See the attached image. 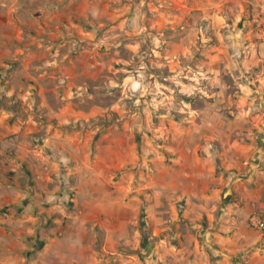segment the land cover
Returning <instances> with one entry per match:
<instances>
[{
	"label": "rangeland",
	"instance_id": "rangeland-1",
	"mask_svg": "<svg viewBox=\"0 0 264 264\" xmlns=\"http://www.w3.org/2000/svg\"><path fill=\"white\" fill-rule=\"evenodd\" d=\"M263 156L264 0H0V173L51 172L70 264H171Z\"/></svg>",
	"mask_w": 264,
	"mask_h": 264
},
{
	"label": "crops",
	"instance_id": "crops-1",
	"mask_svg": "<svg viewBox=\"0 0 264 264\" xmlns=\"http://www.w3.org/2000/svg\"><path fill=\"white\" fill-rule=\"evenodd\" d=\"M38 174L36 185L27 189L21 175L8 178L0 173V264H70L74 260L73 242L79 237L73 231L81 234L85 220L67 211L50 171ZM253 182V192L241 197L243 205H228L214 223V213L208 214V238H187L183 248L166 252L163 258L171 264H264V232L248 225L251 216L264 222V168L253 171ZM200 209L201 215L208 212L203 205ZM5 212L8 218L3 217ZM76 253L82 258V250L77 248Z\"/></svg>",
	"mask_w": 264,
	"mask_h": 264
},
{
	"label": "built area",
	"instance_id": "built-area-1",
	"mask_svg": "<svg viewBox=\"0 0 264 264\" xmlns=\"http://www.w3.org/2000/svg\"><path fill=\"white\" fill-rule=\"evenodd\" d=\"M3 217H4V218H8V213L5 212V213L3 214ZM250 224H251V226H253L254 228H258V229L264 231V222L260 221L258 218H256V217H252V218L250 219Z\"/></svg>",
	"mask_w": 264,
	"mask_h": 264
}]
</instances>
